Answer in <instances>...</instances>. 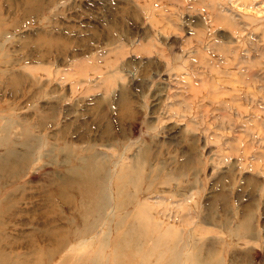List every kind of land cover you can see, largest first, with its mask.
Segmentation results:
<instances>
[{
  "label": "rangeland",
  "instance_id": "obj_1",
  "mask_svg": "<svg viewBox=\"0 0 264 264\" xmlns=\"http://www.w3.org/2000/svg\"><path fill=\"white\" fill-rule=\"evenodd\" d=\"M92 154L111 200L143 154L125 210L167 206L170 244L264 264V0H0V264L64 257Z\"/></svg>",
  "mask_w": 264,
  "mask_h": 264
},
{
  "label": "bare ground",
  "instance_id": "obj_2",
  "mask_svg": "<svg viewBox=\"0 0 264 264\" xmlns=\"http://www.w3.org/2000/svg\"><path fill=\"white\" fill-rule=\"evenodd\" d=\"M24 145L29 146L30 142L27 141ZM24 145L16 143L14 150H9L7 153L17 154L16 147ZM97 157L92 154L87 159L82 158L80 180L66 183V185L60 187L62 192L69 188L74 190L82 187L84 193H82L81 199L85 204L82 206V211L85 215L82 219V229L67 231L64 228L57 227L48 232L60 234L62 248L69 246L64 257L54 264H215L219 261L217 257L210 255L211 250L208 246H203L202 243H198L193 248L192 253L189 251V244L185 246L186 252H184L182 243L175 244L172 241L170 244L165 239L171 233L173 223L164 220V216H167L168 207L164 205L163 208H159L160 201H156L157 203L152 206L139 204L137 207H133V210H125L127 204L133 202L132 199H135V194L139 193L141 189L138 181L140 178L142 179L141 176L144 174L143 171L141 172L142 168L145 167L146 160L143 154L141 159H138L134 165L120 170V179L113 184L114 190L118 194L115 200H111L108 192L111 185L107 184L109 178L108 168L105 163L98 162ZM151 186H154L153 181L148 183L146 190H149ZM93 188L96 191H101L100 196L91 195ZM124 193L127 194V202L122 197ZM90 201L91 206H89ZM112 201H115L116 205L111 206ZM113 208L114 210H125L117 220ZM131 213H133L132 217H129ZM169 216L168 220L171 219V215ZM108 217H111L110 220H107ZM102 218L104 219L102 220ZM248 227L249 225L246 226L247 229ZM175 231L178 236V228H175ZM230 232L235 234L236 230ZM94 241L95 243H93ZM177 242H182L180 237ZM83 243H86L90 249L80 254ZM158 246L161 249L163 247L164 251L173 250V258L166 263L160 261L156 263L152 258V254ZM127 252L132 253V257L135 259L134 263L127 260L129 259L127 258ZM47 259L49 264L53 261V256L49 255Z\"/></svg>",
  "mask_w": 264,
  "mask_h": 264
}]
</instances>
